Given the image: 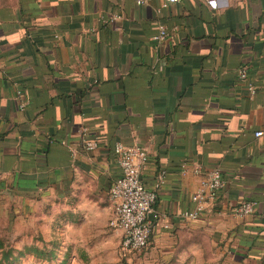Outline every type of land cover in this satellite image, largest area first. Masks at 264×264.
Masks as SVG:
<instances>
[{"label": "crops", "instance_id": "obj_1", "mask_svg": "<svg viewBox=\"0 0 264 264\" xmlns=\"http://www.w3.org/2000/svg\"><path fill=\"white\" fill-rule=\"evenodd\" d=\"M118 143L147 150L149 190L166 176L141 259L192 257L210 242L223 262L264 264V0H219L218 10L201 0L0 3V197L43 203L73 243L109 232L122 246L110 226ZM198 168L219 170L225 184L184 221L197 207ZM248 201L257 212L237 216Z\"/></svg>", "mask_w": 264, "mask_h": 264}, {"label": "rangeland", "instance_id": "obj_2", "mask_svg": "<svg viewBox=\"0 0 264 264\" xmlns=\"http://www.w3.org/2000/svg\"><path fill=\"white\" fill-rule=\"evenodd\" d=\"M50 215L43 203L32 206L18 197H0V264H228L210 242L192 257L171 255L160 261L125 252L121 237L109 232L98 243H92L93 237L73 243L55 229Z\"/></svg>", "mask_w": 264, "mask_h": 264}, {"label": "built area", "instance_id": "obj_3", "mask_svg": "<svg viewBox=\"0 0 264 264\" xmlns=\"http://www.w3.org/2000/svg\"><path fill=\"white\" fill-rule=\"evenodd\" d=\"M185 1L162 0L164 5H179ZM201 1L211 10L219 9V0ZM136 2L138 5H143L145 0H136ZM169 36L168 30L160 26L155 39L164 41ZM238 77L240 81L246 82L247 70L241 69ZM249 91L252 97L257 94L253 84H249ZM26 105L27 103H22L21 109L23 110ZM262 135V132L256 133V137ZM83 147L88 151H94L98 148V142L83 140ZM113 153L122 171V176L114 181L109 191V200L114 205V217L110 226L122 233V249L125 252L142 254L148 248L155 228L150 215L158 199L159 189L165 184L166 176L163 173L155 188L149 190L140 179L141 167L149 160L147 150L139 146L128 147L118 143ZM195 173L201 177L198 192L192 197L197 207L183 214L184 221L197 220L205 212L206 207L213 206L225 184L221 172L217 169L198 168ZM257 207L258 204L254 201L244 202L234 209V213L239 217H249L257 212Z\"/></svg>", "mask_w": 264, "mask_h": 264}, {"label": "trees", "instance_id": "obj_4", "mask_svg": "<svg viewBox=\"0 0 264 264\" xmlns=\"http://www.w3.org/2000/svg\"><path fill=\"white\" fill-rule=\"evenodd\" d=\"M5 2H7V0H5ZM145 252V251H144Z\"/></svg>", "mask_w": 264, "mask_h": 264}]
</instances>
